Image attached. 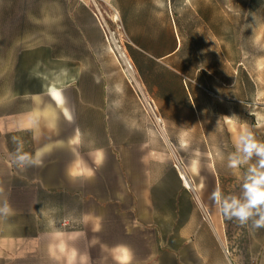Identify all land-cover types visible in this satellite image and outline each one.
Returning <instances> with one entry per match:
<instances>
[{"label":"crops","instance_id":"1","mask_svg":"<svg viewBox=\"0 0 264 264\" xmlns=\"http://www.w3.org/2000/svg\"><path fill=\"white\" fill-rule=\"evenodd\" d=\"M99 1L127 37L131 76L85 3L0 0V206L12 210L0 264H234L223 214L182 158L199 68L175 7ZM38 150L42 166L16 162Z\"/></svg>","mask_w":264,"mask_h":264},{"label":"rangeland","instance_id":"2","mask_svg":"<svg viewBox=\"0 0 264 264\" xmlns=\"http://www.w3.org/2000/svg\"><path fill=\"white\" fill-rule=\"evenodd\" d=\"M77 1L96 15L98 10L102 13L108 49L125 66L121 54L126 53L128 40L120 22L113 21L111 9L99 0ZM171 2L183 35L187 65L190 71L199 68V121L187 123L190 138L183 161L186 165L197 162L192 178L202 184V194L212 199L219 188L225 196L239 197L248 166L228 167V157L235 151L234 139L247 126L258 141L264 142V0ZM195 2H199V10L190 8ZM228 128L236 137L228 135ZM172 157L176 160L173 153ZM213 161L219 170L211 168ZM255 162L254 157L251 163ZM223 219L227 251L234 264H264V228L253 229L251 221L240 225L224 215Z\"/></svg>","mask_w":264,"mask_h":264},{"label":"clouds","instance_id":"3","mask_svg":"<svg viewBox=\"0 0 264 264\" xmlns=\"http://www.w3.org/2000/svg\"><path fill=\"white\" fill-rule=\"evenodd\" d=\"M234 146L235 151L228 157V167L235 169L248 166L242 195L225 196L217 188L212 193V199L227 219H235L240 225H247L251 221L253 229L264 228V142L258 141L245 126L234 139ZM42 156L43 150H38L34 155L23 153L16 156V162L20 166H42ZM254 157L256 162L253 164L251 161ZM11 211L7 202L0 206V213L8 214Z\"/></svg>","mask_w":264,"mask_h":264},{"label":"bare ground","instance_id":"4","mask_svg":"<svg viewBox=\"0 0 264 264\" xmlns=\"http://www.w3.org/2000/svg\"><path fill=\"white\" fill-rule=\"evenodd\" d=\"M97 16H98V18H100L99 20H101L103 23H105L104 22V20H103V17H102V13L98 10L97 11ZM112 19H113V21L114 22H116V21H118V19H117V16L114 14L113 15V17H112ZM102 25V24H101ZM121 58H123L124 59V62H125V71H126V73H128L130 76H131V74H132V67H131V64H130V62L128 61V59L125 57V55L124 54H121ZM156 121L158 122V123H160L161 124V121H160V119L159 118H156ZM180 167V169H181V176L186 180V175L184 174V168H183V166L181 167V166H179ZM189 177V176H188ZM187 182V181H186ZM192 186V185H191ZM193 187V186H192ZM192 189V188H191Z\"/></svg>","mask_w":264,"mask_h":264},{"label":"built area","instance_id":"5","mask_svg":"<svg viewBox=\"0 0 264 264\" xmlns=\"http://www.w3.org/2000/svg\"><path fill=\"white\" fill-rule=\"evenodd\" d=\"M149 108H150V106H149Z\"/></svg>","mask_w":264,"mask_h":264},{"label":"snow or ice","instance_id":"6","mask_svg":"<svg viewBox=\"0 0 264 264\" xmlns=\"http://www.w3.org/2000/svg\"><path fill=\"white\" fill-rule=\"evenodd\" d=\"M126 258V257H125Z\"/></svg>","mask_w":264,"mask_h":264}]
</instances>
